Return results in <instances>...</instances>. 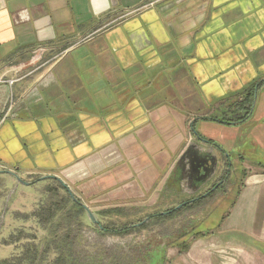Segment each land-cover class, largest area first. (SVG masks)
I'll return each mask as SVG.
<instances>
[{
	"label": "crops",
	"instance_id": "1",
	"mask_svg": "<svg viewBox=\"0 0 264 264\" xmlns=\"http://www.w3.org/2000/svg\"><path fill=\"white\" fill-rule=\"evenodd\" d=\"M200 138L216 156L264 144V0H0V168L167 206ZM257 169L170 264H264Z\"/></svg>",
	"mask_w": 264,
	"mask_h": 264
},
{
	"label": "rangeland",
	"instance_id": "2",
	"mask_svg": "<svg viewBox=\"0 0 264 264\" xmlns=\"http://www.w3.org/2000/svg\"><path fill=\"white\" fill-rule=\"evenodd\" d=\"M196 132V130H195ZM254 156H241L243 163L242 167L246 171L245 174L238 175V179L234 188H231L230 197L223 199L217 193L211 198H208L200 204H193L184 208L178 209L177 212L163 215L164 218H149L154 214H160L163 211L174 208L177 204L185 201L188 196L184 192L175 194H166L165 196L172 200L169 205L164 206L160 202L157 206L154 204L142 205L141 202H88L82 200L74 187L68 186L71 192L86 204L91 211L98 214L103 209L107 211L98 215V220L101 224L106 226H121V225H135L129 234L122 236L98 234L95 230L88 227V237L92 244L93 253H101L102 247L109 245L122 244L124 249L129 253L142 254L148 252L153 254L154 248L159 243L172 242V240L190 241L196 230L210 231L217 225L220 220L226 216L232 203L236 198V194L242 186L244 177L254 171H258V167H264V144H259L255 147ZM0 170H8L0 168ZM13 171V170H11ZM39 175H26L22 177L24 180L32 182L29 185L19 183L15 186V179L8 174L0 173V259L10 258L21 251L20 243L5 244L11 235H16L19 230L24 229L25 232L35 233L40 242L45 236V231L42 230L36 223L33 217H28L38 206L45 202L49 196L47 189L49 186L55 185L53 179L39 180ZM63 193L62 190H60ZM119 207V210H112L109 208ZM109 210V211H108ZM249 218L252 217L253 212L245 213ZM146 221L140 225L137 223ZM84 222L89 220L87 217L83 218ZM166 237H168L166 239ZM98 243H103L98 245ZM147 246V247H144ZM179 245L173 243L166 246V255L173 254L179 250ZM94 247V248H93ZM52 258V255L49 257ZM172 259L168 260V264Z\"/></svg>",
	"mask_w": 264,
	"mask_h": 264
},
{
	"label": "trees",
	"instance_id": "3",
	"mask_svg": "<svg viewBox=\"0 0 264 264\" xmlns=\"http://www.w3.org/2000/svg\"><path fill=\"white\" fill-rule=\"evenodd\" d=\"M244 117L237 120L225 119V121L228 124L241 122ZM53 181L55 185L47 189L49 196L46 201L25 217L35 219L39 227L45 231L44 238L39 242L35 233L30 234L24 229L19 230L16 235H11L5 244L21 242V251L10 258L0 259V264H168L167 245L170 246L175 242L179 245L181 252L189 248V241L172 240L167 245L165 243L156 245L153 254L129 253L122 244L103 246L101 253H93L91 252L93 242L89 240L88 227L102 236H122L129 234L136 226H106L100 221L94 226L88 221L84 222L83 218L86 215L81 205L71 199L67 189L60 182L55 179ZM112 210H119V208ZM177 211L178 209L173 210L169 214ZM152 217L164 218L161 214H154L149 218ZM204 232L206 231L196 230L193 237H198Z\"/></svg>",
	"mask_w": 264,
	"mask_h": 264
},
{
	"label": "flooded vegetation",
	"instance_id": "4",
	"mask_svg": "<svg viewBox=\"0 0 264 264\" xmlns=\"http://www.w3.org/2000/svg\"><path fill=\"white\" fill-rule=\"evenodd\" d=\"M214 146L216 144L207 140L206 142L201 140L200 144L193 143L178 163L177 177L182 179V192L188 196L183 201L187 204L181 208L200 204L216 193L223 199H228L231 188H234L238 179L241 180L238 175L246 173L241 166L243 160L239 153L231 156L217 146L220 156L214 158L212 156ZM196 198L198 199L195 200Z\"/></svg>",
	"mask_w": 264,
	"mask_h": 264
},
{
	"label": "water",
	"instance_id": "5",
	"mask_svg": "<svg viewBox=\"0 0 264 264\" xmlns=\"http://www.w3.org/2000/svg\"><path fill=\"white\" fill-rule=\"evenodd\" d=\"M201 140H203L204 142H206V140L200 138ZM214 158H216V155H212ZM0 173L1 174H8L10 176H12L14 179H15V186H17L19 183L21 184H25V185H29L31 184L32 182H29V181H26L24 180L18 173L14 172V171H11V170H0ZM39 180H44V179H55L57 180L58 182H60L68 191L71 199L77 203H79L81 205V207L83 208L84 212H85V215L87 217V219L89 220V222L92 224V225H98L99 224V220H98V215L91 211L90 208L84 204L83 202H81L72 192L71 190L68 188V186L66 184L63 183V181L58 177V176H55V175H52V174H48V175H44V176H40L38 178ZM215 189V187L213 188V190ZM205 196V195H204ZM198 198H196L195 200H197ZM187 202H181L179 204H177L173 209H170V210H167V211H163L161 212L160 214L161 215H167L169 214L170 212H172L173 210H177V209H180L181 207H183L184 205H186ZM148 218H145L142 222L140 223H137L136 225H140L141 223H143L144 221H146ZM100 226V225H99ZM101 227V226H100Z\"/></svg>",
	"mask_w": 264,
	"mask_h": 264
}]
</instances>
